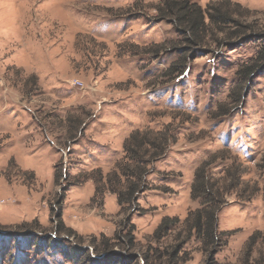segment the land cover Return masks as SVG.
I'll list each match as a JSON object with an SVG mask.
<instances>
[{"label": "rangeland", "instance_id": "rangeland-1", "mask_svg": "<svg viewBox=\"0 0 264 264\" xmlns=\"http://www.w3.org/2000/svg\"><path fill=\"white\" fill-rule=\"evenodd\" d=\"M187 1L196 45L162 0H0V264H205L193 240L165 255L199 168L214 264H264V0ZM145 131L168 147L122 209L110 175Z\"/></svg>", "mask_w": 264, "mask_h": 264}, {"label": "trees", "instance_id": "trees-1", "mask_svg": "<svg viewBox=\"0 0 264 264\" xmlns=\"http://www.w3.org/2000/svg\"><path fill=\"white\" fill-rule=\"evenodd\" d=\"M165 4L171 6V11L175 19H178L179 24H183L186 32L194 39L193 45L200 42L199 33L204 31L207 24L204 21V14L194 4L187 0L182 2H175L174 0H162ZM160 12V11H159ZM167 15L162 16L166 19ZM205 18L210 22L208 16ZM177 21V20H176ZM191 42V41H190ZM260 59L256 60L251 66L244 68L243 77H247L254 73L255 65H258ZM260 67V66H259ZM162 133H153L152 131L136 132L126 140L124 144V157L122 162L117 164L116 169L110 176L121 177L124 179L123 185L121 181L116 179V185L121 187L120 190L113 188L111 193L116 194L119 206L130 204L134 201L137 192H140L139 184L143 182L144 177L148 173L149 166L162 158L168 147V139L161 137ZM132 166V170L126 169L128 165ZM205 167V166H204ZM208 172L203 168H199L195 172L194 182L191 188V197L194 200L201 201V208L189 213L182 223L183 229L180 230L176 238V246L172 251L165 255L176 256L182 252V249L191 240L198 243L199 251L205 256V264H214V256L220 248L221 233L217 229V211L220 201L213 194V184L209 182L210 177ZM218 192V190H216ZM217 196H220L219 193ZM216 197V198H215ZM221 197V196H220ZM171 219H164L157 227L153 234L156 241L164 238L172 225ZM178 222V220H175ZM175 224V223H173ZM183 234V237H180ZM129 246H133V236L128 234L125 236ZM254 236L250 244L255 240ZM251 249L248 252L250 254ZM134 260H129L126 264H131ZM148 262V258H145Z\"/></svg>", "mask_w": 264, "mask_h": 264}]
</instances>
